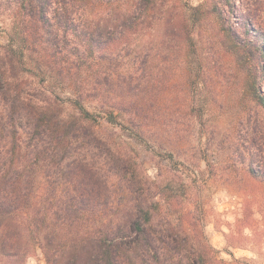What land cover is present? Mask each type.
<instances>
[{"label": "trees", "instance_id": "16d2710c", "mask_svg": "<svg viewBox=\"0 0 264 264\" xmlns=\"http://www.w3.org/2000/svg\"><path fill=\"white\" fill-rule=\"evenodd\" d=\"M169 1L0 0V256L26 258L43 226L70 243L60 252L38 238L49 264H143L170 244L171 231L154 226L159 201L98 131L110 123L144 137L134 99L150 62L143 46L158 23L173 33ZM204 5L242 28L228 29L238 47L264 59V0H203L195 11ZM125 56L129 67L116 62ZM116 89L130 99L116 100ZM253 89L264 106V93ZM125 192L132 200L119 214L113 194Z\"/></svg>", "mask_w": 264, "mask_h": 264}, {"label": "rangeland", "instance_id": "374dc122", "mask_svg": "<svg viewBox=\"0 0 264 264\" xmlns=\"http://www.w3.org/2000/svg\"><path fill=\"white\" fill-rule=\"evenodd\" d=\"M202 1H169L173 33L161 23L148 30L149 67L134 97L144 111V137L110 123L98 131L159 201L156 230L171 231L160 257L143 264H264V106L253 89L264 93V59L232 39L228 29L241 33L240 26L230 28L208 6L195 11ZM3 18L0 44L6 43ZM129 60L116 62L129 67ZM122 94L116 89L111 96L130 99ZM107 175L113 189L121 185L114 169ZM113 198L122 201L119 214L132 200L128 192ZM47 232L41 227L38 238L60 252L69 249L64 237ZM38 238L26 258L1 255L0 264H49Z\"/></svg>", "mask_w": 264, "mask_h": 264}]
</instances>
